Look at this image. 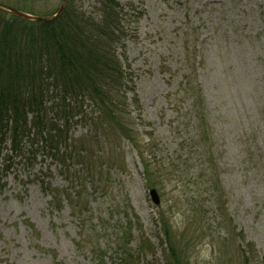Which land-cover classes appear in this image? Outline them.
<instances>
[{"label":"rangeland","instance_id":"obj_1","mask_svg":"<svg viewBox=\"0 0 264 264\" xmlns=\"http://www.w3.org/2000/svg\"><path fill=\"white\" fill-rule=\"evenodd\" d=\"M0 1L46 15L61 2ZM118 2L125 45L117 54L135 93L126 127L139 150L107 130L92 152L101 183L84 191L79 215L57 163L39 155L22 165L3 150L0 264H171L161 213L181 234L184 263L264 264V0ZM75 5L98 8L96 0ZM84 134L76 127L71 140Z\"/></svg>","mask_w":264,"mask_h":264},{"label":"trees","instance_id":"obj_2","mask_svg":"<svg viewBox=\"0 0 264 264\" xmlns=\"http://www.w3.org/2000/svg\"><path fill=\"white\" fill-rule=\"evenodd\" d=\"M60 3L61 13L50 22L0 9V153L27 166L39 155L57 163L56 172L70 185L68 205L79 215L85 212L84 191L101 183L91 165L92 152L105 144L107 130L119 131L138 149L125 112L128 96L135 98V93L126 83L125 57L117 54L125 45V15L118 0H96L94 14L83 12L75 0ZM9 8L36 18L57 11L46 15ZM76 127L85 130L86 140L78 144L70 136ZM142 164L147 182L155 185L150 164L143 159ZM58 196L51 197L52 203H60ZM159 222L171 264H187L184 251L177 250L180 232L170 231L162 213ZM244 246L253 253L251 243Z\"/></svg>","mask_w":264,"mask_h":264},{"label":"water","instance_id":"obj_3","mask_svg":"<svg viewBox=\"0 0 264 264\" xmlns=\"http://www.w3.org/2000/svg\"><path fill=\"white\" fill-rule=\"evenodd\" d=\"M0 9L11 14V15H14L18 18H21V19H26L29 21L50 22V21L54 20L61 13V11L63 9V3L60 4L56 14L51 16V17L36 18V17L31 16V15H27L25 13H22V12L14 10V9H11L9 7H6L2 4H0ZM149 198H150V201L152 202L153 205H155V206L159 205V198H158V195H157L155 190L149 191Z\"/></svg>","mask_w":264,"mask_h":264}]
</instances>
